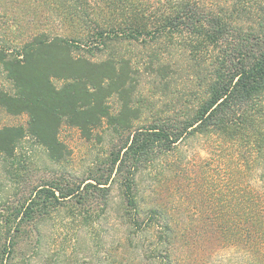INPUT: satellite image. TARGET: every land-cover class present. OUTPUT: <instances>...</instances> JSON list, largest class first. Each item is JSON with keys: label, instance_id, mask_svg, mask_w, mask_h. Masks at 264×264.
Masks as SVG:
<instances>
[{"label": "trees", "instance_id": "obj_1", "mask_svg": "<svg viewBox=\"0 0 264 264\" xmlns=\"http://www.w3.org/2000/svg\"><path fill=\"white\" fill-rule=\"evenodd\" d=\"M52 1L55 15L74 29L72 37L41 33L15 53L0 50V65L13 88L12 93L0 91V108L27 117L26 126L0 128V156L12 157L30 139L51 160L60 161L66 153L58 136L62 125L75 127L86 140L103 125L117 135L128 133L110 165L135 224L140 220L133 193L138 170L190 136L211 139L213 161L227 169V179L247 169L257 172L264 185V0ZM116 39L157 47L148 68L160 79L175 71L173 51L203 66L200 95L185 114L147 127L135 125L141 111L134 106L138 81L133 62L114 54L92 61L79 53L101 52ZM53 80L63 84L57 87ZM111 99L118 104L116 112ZM88 180L77 191L57 184L40 188L17 215L26 217L39 202L58 204L76 192H107V183ZM255 206L258 214L219 220L221 230L264 231L263 193L259 205L249 198L244 211ZM164 226L170 229L169 223Z\"/></svg>", "mask_w": 264, "mask_h": 264}, {"label": "rangeland", "instance_id": "obj_2", "mask_svg": "<svg viewBox=\"0 0 264 264\" xmlns=\"http://www.w3.org/2000/svg\"><path fill=\"white\" fill-rule=\"evenodd\" d=\"M53 4L0 0V50L15 53L41 33L72 37L74 29L55 15ZM103 49L79 53L92 61L114 54L133 62L134 106L141 111L137 127L182 116L200 95L206 71L179 51L171 55L174 73L160 79L148 68L157 47L116 39ZM0 91L13 92L1 65ZM109 103L116 112V100ZM26 122L25 115L11 116L0 108V128ZM58 136L66 147L60 161L30 139L12 157L0 156V264H264V231H222L219 222L258 214V206L250 212L244 206L249 198L259 205L264 185L257 172L247 169L227 179V169L213 161L210 138L190 136L138 170L133 193L140 220L135 224L110 165L128 133L117 135L103 125L86 140L75 127L62 125ZM88 179L107 183V192H76L58 204L39 202L26 217L17 215L36 190L53 184L82 190Z\"/></svg>", "mask_w": 264, "mask_h": 264}]
</instances>
